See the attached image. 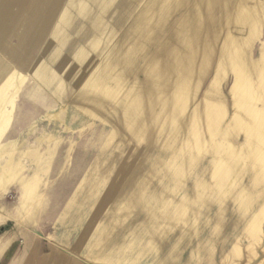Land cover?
<instances>
[{"label":"rangeland","instance_id":"1","mask_svg":"<svg viewBox=\"0 0 264 264\" xmlns=\"http://www.w3.org/2000/svg\"><path fill=\"white\" fill-rule=\"evenodd\" d=\"M162 1L0 0V264H264V0Z\"/></svg>","mask_w":264,"mask_h":264},{"label":"crops","instance_id":"2","mask_svg":"<svg viewBox=\"0 0 264 264\" xmlns=\"http://www.w3.org/2000/svg\"><path fill=\"white\" fill-rule=\"evenodd\" d=\"M159 2H161L162 4H165V1H162V0H157ZM176 1L177 0H171V5H175L176 4ZM160 3V4H161ZM152 13L149 9L143 14V17L142 19L144 21H148V23H151L150 26L153 24H155L156 22L158 23L159 22V18H157L154 14H150ZM150 28L147 29L145 32H149L150 31ZM146 29V28H145ZM144 29V30H145ZM141 32V31H140ZM98 42V41H97ZM102 43L99 42L96 44V46H99L100 44ZM133 48V45H131V43L129 42L127 44V50H131ZM125 51V49H124ZM125 51V52H126ZM236 53V52H235ZM236 58V57H234ZM170 62H177L175 60V56L173 54H169V56L167 57V59H164L158 66H157V69L155 71V76L154 78L156 79V82L157 84H155L154 87H157L158 86V83L161 84V80H162V73H161V76L158 78V75L160 74L158 71H163L166 67L169 66ZM233 61H231L230 63H232ZM236 62V60H235ZM234 62V63H235ZM177 66V64H176ZM174 67H171V70L173 69ZM178 69L179 67H175V72L173 73V75L168 78L169 80H171L170 82V86L176 84L177 82L175 81V79L177 78V73H178ZM253 74V73H252ZM153 77V74L152 76ZM158 78V79H157ZM165 85H168V80L167 78L165 79ZM147 84V83H146ZM149 84H153V83H149ZM157 85V86H156ZM176 86V85H175ZM178 89V88H177ZM154 91L153 93L156 92V89L155 88H152L151 91ZM172 90V89H171ZM170 90V94L173 95V94H176L178 95V92L177 90H175V92H171ZM140 91V90H139ZM92 196H95L96 195H93ZM107 209H109V207H106ZM105 208V209H106ZM82 215V213H81ZM76 217V216H74ZM76 221H80V220H77V218H74ZM74 220V223L76 222ZM88 226V229H89V238H96V235H99L100 233H107V232H116L117 234V238L116 240L112 241L111 243V248L113 251L112 252V255L113 254H124V255H130L132 254V256H138L139 258H141V256L146 252V249H145V239L142 237V233L141 232H132V229H136V228H132L131 227V224L129 222H125L124 220H118V221H110L109 219V215L108 214H103V215H95L94 217H92V220L91 222H89V224L87 225ZM95 247V250H97L99 247L97 245H95V241L93 243V246L92 248Z\"/></svg>","mask_w":264,"mask_h":264},{"label":"bare ground","instance_id":"3","mask_svg":"<svg viewBox=\"0 0 264 264\" xmlns=\"http://www.w3.org/2000/svg\"><path fill=\"white\" fill-rule=\"evenodd\" d=\"M233 61L235 62L234 59H233ZM246 73H247V72H246ZM187 85H188V84H187ZM178 87H179V86H178ZM181 87L184 89L183 86H181ZM185 88H186V86H185ZM146 89L148 90V91H147V94H148V92H149V90H150V85L145 83V84L141 87V89H140V94L143 93ZM186 89H187V88H186ZM186 89H185V90H186ZM140 94H139V95H140ZM147 94H146V95H147ZM143 95H144V94H143ZM212 109H213V108H212ZM214 112H215V111H214ZM216 112H217V111H216ZM208 116H210V115H209V114H206L205 118H207ZM203 123H204V122H203ZM250 141H252V143H251L250 146L253 145V147H254L255 145L253 144V143H254L253 138L250 139ZM251 149H252V148H251ZM256 149H257V148H256ZM257 150H258V149H257ZM257 150H256V151H257ZM253 152H254V151H253ZM249 153H251V152H249ZM190 160H192V159L190 158L189 161H190ZM246 161H247V160H246ZM249 161H250V160H249ZM256 172H257V171H256Z\"/></svg>","mask_w":264,"mask_h":264},{"label":"clouds","instance_id":"4","mask_svg":"<svg viewBox=\"0 0 264 264\" xmlns=\"http://www.w3.org/2000/svg\"><path fill=\"white\" fill-rule=\"evenodd\" d=\"M23 209V205H19Z\"/></svg>","mask_w":264,"mask_h":264}]
</instances>
